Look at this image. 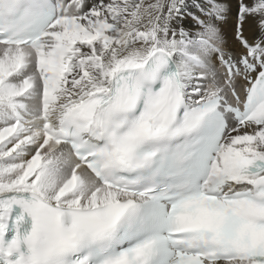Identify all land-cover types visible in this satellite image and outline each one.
<instances>
[{"label":"snow or ice","instance_id":"snow-or-ice-1","mask_svg":"<svg viewBox=\"0 0 264 264\" xmlns=\"http://www.w3.org/2000/svg\"><path fill=\"white\" fill-rule=\"evenodd\" d=\"M0 264H264V0H0Z\"/></svg>","mask_w":264,"mask_h":264},{"label":"bare ground","instance_id":"bare-ground-1","mask_svg":"<svg viewBox=\"0 0 264 264\" xmlns=\"http://www.w3.org/2000/svg\"><path fill=\"white\" fill-rule=\"evenodd\" d=\"M236 18L234 15V10L233 12H229L228 14L225 15L224 19L219 22L218 26L221 30V32L224 35L225 41H226V51L231 50L233 52L236 51V47L233 43L232 36L235 31L236 27ZM254 31V25L252 21H247L244 24V34L246 36H251ZM218 68V65H217Z\"/></svg>","mask_w":264,"mask_h":264}]
</instances>
